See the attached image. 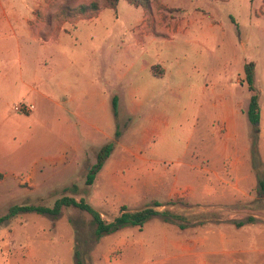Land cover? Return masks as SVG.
<instances>
[{"label": "rangeland", "instance_id": "374dc122", "mask_svg": "<svg viewBox=\"0 0 264 264\" xmlns=\"http://www.w3.org/2000/svg\"><path fill=\"white\" fill-rule=\"evenodd\" d=\"M94 1L97 12H81ZM59 85L72 98L62 134L61 112L36 90L58 98ZM0 172V214L70 195L107 221L123 207L178 216L97 239L80 208L22 212L0 225V264H233L223 237L264 242V0H0ZM180 240L193 250L176 258Z\"/></svg>", "mask_w": 264, "mask_h": 264}, {"label": "trees", "instance_id": "16d2710c", "mask_svg": "<svg viewBox=\"0 0 264 264\" xmlns=\"http://www.w3.org/2000/svg\"><path fill=\"white\" fill-rule=\"evenodd\" d=\"M104 1H105V6L110 8H115L118 3V0H104ZM129 1L135 5H140L141 3L147 0H129ZM99 8L100 6L96 1L92 2L89 5L82 4L80 6V10L82 13L97 12ZM253 68H254V62L250 61L245 64L246 79L249 84V89L252 91L247 114L250 121L253 123L255 130L259 131L261 113H260L258 94L255 91ZM153 74H155L157 77L162 76V74L157 72L154 69V67H153ZM113 105L116 108L117 106L116 100L113 101ZM118 134L119 132L117 130L116 136H118ZM113 147L114 146L112 143H107L99 149L96 155L97 160L93 165H91L87 173V177H86L87 184H92L94 182L97 173L102 169L106 159L110 156ZM1 176L2 173L0 172V177ZM259 187L261 191L264 192V174L262 176L260 175L259 177ZM65 206H74L82 210L88 211L92 215V221L95 225V236L97 239L101 238L103 235L116 232L119 229L124 228L126 226L142 227L147 220L158 214L160 215L165 214L164 218L166 220H170L173 217H178L173 212H167L166 210H157L156 208L149 206L135 210H128L126 207H123L119 215H117L112 221H107L104 218H102L101 213L91 203L86 202L84 199L78 200L73 196L63 195L57 198L52 206L33 205V204H13L9 207L7 213L0 214V225L8 221L13 216L22 212L36 211L38 213L50 214L56 217L60 215L63 207ZM168 216H172V217H168ZM254 219L255 218L253 216H250L247 221H252ZM245 223H246L245 220H238L236 222L238 226H242ZM180 225L184 226L183 224ZM78 264H81V262H78Z\"/></svg>", "mask_w": 264, "mask_h": 264}, {"label": "crops", "instance_id": "0c3cea01", "mask_svg": "<svg viewBox=\"0 0 264 264\" xmlns=\"http://www.w3.org/2000/svg\"><path fill=\"white\" fill-rule=\"evenodd\" d=\"M34 89V87H33ZM38 91V93L46 98L48 101L53 102L56 104L57 108L59 109V112H61V116L59 117V121H58V133L62 134L65 129L67 124V119L64 116V114L62 112L67 110V106L66 103L71 101L72 98L70 97H66V91L65 89H63L60 85L57 86V92L59 94V97L56 98L53 95H51V90H47L45 92H42L39 89H36ZM95 92V91H94ZM97 93H95L96 96ZM95 109V108H94ZM96 111V109H95ZM65 147V144L63 145ZM61 159L64 161L65 159V155H63L61 157ZM60 160V158H59ZM255 217V216H254ZM245 226V225H243ZM248 229V228H247ZM23 231H26V229H21ZM223 245L224 246H229V247H233V253L234 257H232L233 259V264H264V242L259 241L257 238H250L248 241L245 240L243 242H241L240 245H237V242L234 241L232 242L231 240L225 239L223 237ZM144 240H140L139 242L137 240L132 241L131 245L138 247L140 246L139 249H141ZM137 243V244H136ZM158 242H155V246H157ZM175 244V249L179 250V252L175 253V257L176 258H180L183 255H190L189 252H191L193 250V246L189 245L188 242H184L182 240L180 241H174ZM3 249L9 247L8 242L5 244H2ZM260 247V248H259ZM32 246L29 243L28 244V253H31ZM73 249V247H72ZM136 253H143V250H137L136 248ZM260 255V256H259ZM137 264H143L141 262L137 263Z\"/></svg>", "mask_w": 264, "mask_h": 264}, {"label": "built area", "instance_id": "2783aa9c", "mask_svg": "<svg viewBox=\"0 0 264 264\" xmlns=\"http://www.w3.org/2000/svg\"><path fill=\"white\" fill-rule=\"evenodd\" d=\"M35 108V104L26 105L24 103H18L14 105V109L18 112L29 113Z\"/></svg>", "mask_w": 264, "mask_h": 264}]
</instances>
